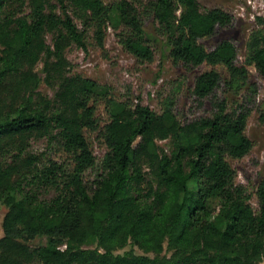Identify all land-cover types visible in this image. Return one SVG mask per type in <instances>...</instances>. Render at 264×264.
Here are the masks:
<instances>
[{
    "label": "trees",
    "instance_id": "1",
    "mask_svg": "<svg viewBox=\"0 0 264 264\" xmlns=\"http://www.w3.org/2000/svg\"><path fill=\"white\" fill-rule=\"evenodd\" d=\"M232 22L200 0H0V202L8 208L0 264L264 261V176L254 208L229 161L254 147L247 126L259 87L250 66L264 80V28L250 35L242 63L232 40L203 42ZM110 27L140 62H152L162 40L175 63L209 66L191 96L199 107L212 98L211 113L182 121L174 99L157 113L73 72L67 49H87L90 36L105 48ZM102 102L99 159L86 133L99 130ZM259 113L264 123V101ZM38 238L46 243L33 245Z\"/></svg>",
    "mask_w": 264,
    "mask_h": 264
},
{
    "label": "rangeland",
    "instance_id": "2",
    "mask_svg": "<svg viewBox=\"0 0 264 264\" xmlns=\"http://www.w3.org/2000/svg\"><path fill=\"white\" fill-rule=\"evenodd\" d=\"M200 2L203 10L221 7L233 15V22L229 26L218 28L213 37L203 40L205 45L212 48L222 39H230L238 48L241 63L245 62L247 41L250 35L264 28V23L258 19L264 17V0H200ZM74 17L82 28L81 22L75 15ZM146 30L155 33L151 19L146 22ZM48 41L52 42L51 35H48ZM153 43L155 45L154 60L140 62L122 46L118 41L117 31L110 27L106 36L105 48H100L90 36L87 49L73 44L67 49L66 56L71 62L73 72L81 73L100 84L110 86L112 94L120 100L128 99L133 103L141 102L157 113H161L165 99H174L175 113L182 121L210 114L212 98L205 100L203 106L199 107L198 102L191 96L196 75L210 67L203 65L192 69L183 64H177L168 56L162 40ZM39 68L41 69V65ZM218 68L225 73L223 68ZM250 68L252 79L257 82L259 87L255 106L253 105L254 110L247 126V135L253 140L254 147L248 155L237 159L230 157L229 161L237 172V181L245 184L248 191L252 193L251 202L254 208H258L256 190L264 176V123L259 118V110L264 101V80L257 74L253 66ZM41 89L51 96L54 95L53 90L45 84ZM220 96H222V92ZM97 117L100 122L99 130L89 131L86 135L95 154L100 159L106 151L100 132L108 121V114L103 102L98 104ZM158 144L166 151L171 148L168 140L158 141ZM45 145V139L32 141V149L35 151ZM7 209V206L0 202V237L3 235L2 223ZM45 243L46 238H38L33 242V245ZM259 264H264V261Z\"/></svg>",
    "mask_w": 264,
    "mask_h": 264
}]
</instances>
